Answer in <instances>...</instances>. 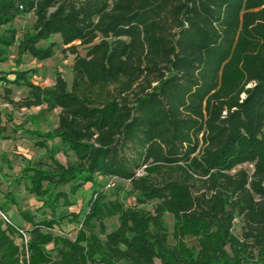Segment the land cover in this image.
Masks as SVG:
<instances>
[{
    "label": "trees",
    "instance_id": "16d2710c",
    "mask_svg": "<svg viewBox=\"0 0 264 264\" xmlns=\"http://www.w3.org/2000/svg\"><path fill=\"white\" fill-rule=\"evenodd\" d=\"M54 35L84 54L68 48L70 86L57 73L41 87L20 66L51 58L57 44L41 43ZM14 46L16 69L0 81L28 93L10 103L59 109L50 131L14 126L51 160L14 183L53 218L28 230L27 251L0 221V264H264V0H0V63ZM63 149L73 162L55 158ZM98 177L128 182L136 204L106 199ZM87 183L83 214L67 215L74 238L42 231Z\"/></svg>",
    "mask_w": 264,
    "mask_h": 264
},
{
    "label": "rangeland",
    "instance_id": "374dc122",
    "mask_svg": "<svg viewBox=\"0 0 264 264\" xmlns=\"http://www.w3.org/2000/svg\"><path fill=\"white\" fill-rule=\"evenodd\" d=\"M34 17L31 14L17 18L13 27L18 31V37L31 27ZM49 42H55L57 45L51 58L37 61L26 55L23 58L21 70L33 69L35 74L32 81L41 87H48L54 83L55 76L59 73L70 86L72 82V63L75 55L68 49L69 46H75L77 53L84 54L82 46L78 42L72 45L64 46L61 44L60 37L54 35L48 42L41 43V46L48 45ZM16 57V46L11 47L8 52L6 61L0 63V72L9 73L16 69L14 60ZM3 75L0 74V78ZM14 75H7V80H12ZM28 93L25 87H18L14 84L0 81V207L8 215L11 222L22 228L27 237L28 230L34 223H40L44 220H50L53 216L48 210L40 208L41 202L35 196L26 192L24 183L16 185L15 178L20 170L29 163L41 162L49 165L51 160L47 148H38L34 145L35 139L26 133L15 130L14 126L22 125V130L36 129L40 132L52 130L58 122L59 109L53 111L44 110L45 106L18 108L10 103L21 101ZM55 144L59 141L55 140ZM53 143L48 142V146ZM63 164L73 162L75 157L72 151L61 150L55 157ZM247 167V165H244ZM98 189L101 190L108 200L118 199L126 207L134 206L135 199L129 194L130 186L128 182L121 181L116 178H97ZM68 191V187H64ZM92 195L91 184H84L74 196L70 197L72 205L65 206L61 203L58 205L55 215L67 216L70 213L83 214L85 204ZM153 203L142 205L140 207L151 209ZM22 213H27L33 221L27 222ZM166 226L171 232L173 219L170 215H166ZM104 225L107 232H110L118 225L117 217L104 219ZM79 228V224L71 222L69 217H63V220L55 224L49 229L42 227L44 232H50L54 235L68 236L74 238ZM234 233H240V227L236 223ZM188 245H194L192 239L186 240ZM17 243L19 241L17 240ZM51 245L47 246V250L51 249ZM54 255V253H53Z\"/></svg>",
    "mask_w": 264,
    "mask_h": 264
},
{
    "label": "built area",
    "instance_id": "2783aa9c",
    "mask_svg": "<svg viewBox=\"0 0 264 264\" xmlns=\"http://www.w3.org/2000/svg\"><path fill=\"white\" fill-rule=\"evenodd\" d=\"M0 221L4 224V225H14L10 218L8 217V215L1 209L0 207ZM15 228L17 229V231L19 232L20 236L18 238L19 244L24 248L25 251H27V241H28V237L25 233V231L21 228H17L16 225H14Z\"/></svg>",
    "mask_w": 264,
    "mask_h": 264
},
{
    "label": "crops",
    "instance_id": "0c3cea01",
    "mask_svg": "<svg viewBox=\"0 0 264 264\" xmlns=\"http://www.w3.org/2000/svg\"><path fill=\"white\" fill-rule=\"evenodd\" d=\"M56 126H57V125H56ZM56 126H55V127H56ZM55 127H54V128H55ZM54 128H53V129H54ZM19 131H20V130H19Z\"/></svg>",
    "mask_w": 264,
    "mask_h": 264
}]
</instances>
